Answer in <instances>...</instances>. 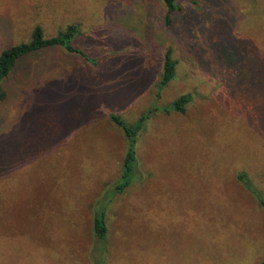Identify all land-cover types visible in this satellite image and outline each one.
<instances>
[{
  "label": "rangeland",
  "instance_id": "rangeland-1",
  "mask_svg": "<svg viewBox=\"0 0 264 264\" xmlns=\"http://www.w3.org/2000/svg\"><path fill=\"white\" fill-rule=\"evenodd\" d=\"M190 1L169 37L161 0H0V51L73 23L88 59L41 50L3 82L0 264H92V207L126 150L108 113L130 123L184 93L140 130L101 264L264 262V212L236 179L264 196V0ZM166 48L175 78L156 95Z\"/></svg>",
  "mask_w": 264,
  "mask_h": 264
},
{
  "label": "trees",
  "instance_id": "trees-1",
  "mask_svg": "<svg viewBox=\"0 0 264 264\" xmlns=\"http://www.w3.org/2000/svg\"><path fill=\"white\" fill-rule=\"evenodd\" d=\"M161 2L164 7V12L161 16V22L165 31L164 34L170 37L172 35L177 13L180 12L182 8L178 0H161ZM190 2L193 5H196L197 3L196 0H191ZM154 9V6L148 7L147 12L150 14L151 18L153 17L152 15ZM180 30L178 29L176 33H178ZM79 34L78 25L71 23L64 29L58 30L54 35L45 37L42 27L40 25H35L27 41L20 42L17 45L1 50L0 102L6 99V91L3 86L4 80L8 79L13 73L17 62L27 55L45 49L60 47L64 52L79 55L87 61L88 59L83 54V52L72 45L74 39L77 38ZM161 64V73L156 85V95H158L160 90L175 78L176 63L171 58L169 48L164 49L162 52ZM192 98L193 96L191 93H184L165 105H158L157 103L153 104L130 123L123 121L121 117L114 112L108 113V118L110 121L124 132L126 138V150L122 161L121 173L114 182L109 184L104 189L101 196L95 201L92 207V232L94 236L93 240L95 242V252L92 251V253L97 254L95 259L94 257L92 258V260H94L92 261V264H101L102 255L105 252L104 240L106 239L107 235L106 210L109 202L112 200L113 196L120 194L131 182H139L140 175L136 168V143L137 137L143 125L153 114H155V112H160L163 114H168L170 112L182 113ZM236 179L241 182L243 188L255 198L264 212L263 194H261L258 189L248 183L244 173H238L236 175ZM261 264H264V262Z\"/></svg>",
  "mask_w": 264,
  "mask_h": 264
}]
</instances>
